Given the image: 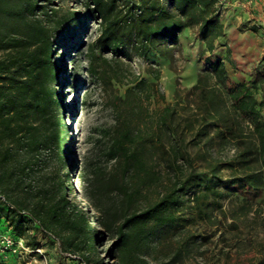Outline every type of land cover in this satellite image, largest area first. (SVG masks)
<instances>
[{
  "label": "trees",
  "instance_id": "16d2710c",
  "mask_svg": "<svg viewBox=\"0 0 264 264\" xmlns=\"http://www.w3.org/2000/svg\"><path fill=\"white\" fill-rule=\"evenodd\" d=\"M78 2L81 8L62 12L50 0H0V220L15 237L25 239L36 228L52 237L45 244L57 242L60 255L72 250L85 264H104L101 257L90 258L101 241L116 254L111 264H150L133 254L135 236L161 239L162 232L182 225L177 210L186 193L193 192L190 202L200 213L220 205V184L245 200L262 196L264 55L249 79L232 77L231 46L218 49L227 31L221 0ZM88 17L99 28L86 47L85 71L111 116L88 135L79 159L83 206L71 197L56 50L64 29ZM195 27L205 46V73L186 96L178 91L166 103L161 68L150 66V79L132 59L171 56L182 32ZM81 100L86 103V95ZM190 147L208 160L207 170L186 171ZM162 166L173 171L176 187L163 196ZM3 258L0 253V264Z\"/></svg>",
  "mask_w": 264,
  "mask_h": 264
},
{
  "label": "rangeland",
  "instance_id": "374dc122",
  "mask_svg": "<svg viewBox=\"0 0 264 264\" xmlns=\"http://www.w3.org/2000/svg\"><path fill=\"white\" fill-rule=\"evenodd\" d=\"M255 1L229 0L228 6L220 8L219 17L227 25V31L219 38L218 49L224 51L225 45L231 46L235 66L229 62L227 66L232 77L240 81L250 78L255 67L261 65L264 55V25L257 18L264 16V0L259 2L263 5L261 10L254 6ZM50 2L53 7L61 8L62 12L81 8L78 0ZM258 25H261L259 31L252 28ZM98 28L99 23L91 17L71 23L59 37L56 50L57 61L61 65L58 87L64 103L69 132L68 155L73 169L71 197L78 199L83 206L87 201L81 195L82 188L79 185V159L86 149L88 135L96 127L109 121L111 116L101 90L89 82L85 71L86 47L96 37ZM204 51L200 32L196 27L188 28L182 32L181 45L171 56H134L132 63L150 79L153 77L148 73V68H161L159 81L165 93V102L172 103L178 91L186 96L198 77L205 73L200 62ZM74 66V74H71ZM121 91L124 92V87ZM83 95H86V103L81 102ZM161 104L164 105V102ZM190 152L191 159L186 171L207 170L208 160L200 158L194 147H190ZM211 179L208 176V181ZM174 180L173 171L162 166V196L170 189H176ZM219 187L223 191V196L219 197L220 205L213 204L206 212L201 213L198 212L197 203L190 202L193 192L186 193L181 197V205L177 210L178 215H181L182 225L162 232L161 239L138 234L134 238L133 254L150 264H264V189L262 196L255 200H245L243 194L231 187L226 188L221 184ZM210 199H213L212 195ZM189 203H193L192 206H188ZM84 209L93 219V210L86 206ZM1 232H7L2 220ZM25 236L27 249L18 254L4 255L2 264H85L72 250L60 255L57 242L53 245L45 244L46 241L53 240L52 237L47 239L36 228H32ZM114 237L110 236L108 241L111 243ZM27 240L32 245H28ZM98 248L99 253L91 254L90 258L101 257L104 264L116 261V254L107 252L105 241H101Z\"/></svg>",
  "mask_w": 264,
  "mask_h": 264
},
{
  "label": "built area",
  "instance_id": "2783aa9c",
  "mask_svg": "<svg viewBox=\"0 0 264 264\" xmlns=\"http://www.w3.org/2000/svg\"><path fill=\"white\" fill-rule=\"evenodd\" d=\"M4 201V196L0 194V203ZM27 249L25 240L22 237H15L9 231L0 233V253L7 255L8 253L18 254L21 250Z\"/></svg>",
  "mask_w": 264,
  "mask_h": 264
},
{
  "label": "crops",
  "instance_id": "0c3cea01",
  "mask_svg": "<svg viewBox=\"0 0 264 264\" xmlns=\"http://www.w3.org/2000/svg\"><path fill=\"white\" fill-rule=\"evenodd\" d=\"M263 2V0H256L255 2H254V6H257V8L258 9H262L263 8V5L261 4L260 5V3L259 2ZM228 2H229V0H221V3H222V5H221V7H224V6H228ZM258 3H259V6H258ZM225 4V5H224ZM259 10V11H260ZM263 14H264V11H263ZM255 16V15H254ZM258 18V22L260 23V24H263L264 25V16H263V18H261V17H257ZM225 24V23H224ZM226 25V24H225ZM258 27L260 28L261 27V25H258ZM226 28H227V25H226ZM218 41H219V39H218Z\"/></svg>",
  "mask_w": 264,
  "mask_h": 264
}]
</instances>
